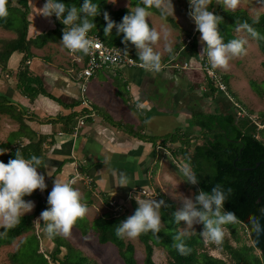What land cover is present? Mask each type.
Masks as SVG:
<instances>
[{
    "label": "crops",
    "instance_id": "0c3cea01",
    "mask_svg": "<svg viewBox=\"0 0 264 264\" xmlns=\"http://www.w3.org/2000/svg\"><path fill=\"white\" fill-rule=\"evenodd\" d=\"M44 3V0H27L26 40H34L54 29L53 15L44 17L40 14ZM177 14L172 15L177 28L170 27L173 37L171 32L168 37L172 52L166 51L164 39L151 46L161 53L162 66L177 56L175 62L179 65L189 63L190 69L165 67L160 72L128 67L102 69L93 73L81 93L76 73L84 62L82 53L70 52L63 46L62 37L52 36L41 46L29 47L30 57L25 59L23 67L27 76L37 78L42 90L58 100L56 102L43 95L30 100L22 94L16 75L23 53L14 51L1 63L0 144L5 143L14 149L36 137L42 139L44 162L48 165L39 171L45 175L47 184L43 192L37 189L42 200L48 197L55 180L74 181L73 187L83 193L88 205L85 217L91 224L106 213L131 207L133 198H139L143 191H153L150 189L152 186L165 196L160 179L162 176L170 179V176L165 171L163 155L177 158L171 152L179 144L167 142L162 146L157 140L150 143L139 136L162 137L176 132L193 138L199 130L190 125L192 112L224 114L232 108L231 102L224 100L221 93H208L206 80L196 70L197 57L201 59L204 56L205 62L210 63L205 52L207 45L201 41L200 35L195 34V27L191 30L184 27V14ZM160 28L158 30H163ZM1 31L7 40L16 37L15 30ZM191 35L197 57L190 43L185 45L183 42L185 38L191 39ZM139 51L134 48L136 61H140ZM213 70L222 73L218 69ZM81 100L93 110L94 115L77 126L78 116L85 112ZM71 114H74L72 118ZM110 121L129 127L132 134L122 127L113 126ZM200 139L202 137L198 135L196 141L199 143ZM158 167L161 168L159 172ZM121 173L130 179L126 187L118 186ZM109 202L113 203L115 211ZM39 217L35 218L36 221L43 223ZM40 229V243L51 254L55 245L45 228ZM84 236L87 237L88 233ZM52 237L66 240L71 247L82 250L81 246L74 245H79V242H75L71 235ZM80 243L83 244L82 241Z\"/></svg>",
    "mask_w": 264,
    "mask_h": 264
},
{
    "label": "trees",
    "instance_id": "16d2710c",
    "mask_svg": "<svg viewBox=\"0 0 264 264\" xmlns=\"http://www.w3.org/2000/svg\"><path fill=\"white\" fill-rule=\"evenodd\" d=\"M178 1L175 0L177 3ZM56 2L64 3L69 8L76 6L79 9L83 5L84 0H56ZM92 3L98 4L99 15L89 17L96 25L91 32L96 33L103 44L123 48L135 59V45L131 42H126L123 34L118 33L115 27L108 35H105L104 28L107 22L103 14L105 11L108 12L109 18L116 24H120L123 16L138 6L136 2L131 0L128 3V7L116 10L111 9L110 5L107 4V0H92ZM186 3L188 4L189 0H183L181 6H185ZM209 10L221 17L218 30L223 43L227 44L233 39H239L235 35V31L240 28V30L244 31L246 37L255 43L257 51L264 57V14L252 18L242 10L229 11L221 8V0H212ZM149 12L163 19L171 28H177L172 18L168 15H161L158 9L151 8ZM26 14L27 0H8V15L0 18V29L5 31L15 30L16 37L12 40H0V65L4 63L10 53L14 51L23 53L21 66L16 75L18 87L22 94L30 100L37 95H43L57 102L58 100L42 90L37 78L27 76V70L23 67V63L25 59L30 57L28 52L30 46H41L46 43L47 39L56 34L61 38L63 32L71 26L64 25L62 18L57 19L53 14L54 29L52 31L37 36L34 40H26ZM84 16V13H80L81 19L77 20L75 24H80ZM245 22L259 34L258 37H253L246 29L241 27ZM195 34L201 35L196 31V26ZM189 46H191L193 54L197 57L194 51L195 41H193V35H191ZM196 59L199 63H203L206 60L204 56L201 59L198 57ZM221 77L226 91L229 93L228 95L244 111V116L238 117L236 115L237 109L233 108V106L224 114L192 112L190 125L199 130L198 135L202 137L199 143L196 141L198 135L191 138L176 132L174 135L167 134L162 137H139L150 143H154L157 140L159 141L158 145L162 146L167 142H178L179 145L171 153L175 157L180 158L183 165L190 161L197 180V183L193 184L197 195L200 191L211 193L212 188L220 184L227 197L223 211L235 212L238 222L224 226V236L220 244L204 241L200 234L204 229V225L200 224L184 240L191 252L187 255H181L173 246L175 243L173 237L180 233L179 228L181 226V222L178 224L174 219L176 206L157 187H154V199L157 201L163 200L167 206L162 205L160 209L163 223L160 232L157 234L148 232L138 237L144 251L142 264H153V248H159L164 252L167 264H264V233L257 235L253 232L249 221L250 216L256 217L259 221V228L264 232V212L261 211V209H264V142L259 135L261 128H258L250 120V110L239 105L240 102L229 89L225 75H221ZM206 83L209 94L216 92L210 83ZM73 116L74 114H71L70 118ZM110 123L113 126L124 129V126L120 123L112 121ZM263 125L264 115L262 114L259 126ZM124 130L127 132L126 129ZM129 134H132V131ZM41 141L40 137H36V139L30 140L28 144L17 146L14 149L2 143L0 144V149L6 152L0 155V161L7 163L10 159H14L18 150L25 158L36 155L44 161L45 153L41 148ZM43 168L42 165L38 171H43ZM229 188L232 189L231 193L227 191ZM47 198L45 197L42 200L37 190L31 196H25L24 199L35 202L34 209L30 213L25 214L15 227L7 230L0 227V248L11 245L14 240L24 235L18 241L17 249L9 255L10 264H95L92 259L80 253H70L69 251L72 248L68 244L69 249L65 244L58 243L52 235L48 236L55 245L53 253L39 252L38 237L34 233V220L40 216L43 210L49 207ZM198 209L200 208L198 207ZM135 211L136 207H133V205L131 206V212L127 208H120L116 212L104 214L101 218L91 223L97 242L102 245L106 243L113 245L118 258L124 264H135L133 246L130 243H126L124 239L118 238L115 235V230L120 222L133 215ZM237 226L244 229L249 239L248 245L241 243V238L236 232ZM39 228H46L45 222H40ZM62 248L65 249L63 254L61 252ZM211 250H217L225 260L209 255ZM60 253L62 255L58 257Z\"/></svg>",
    "mask_w": 264,
    "mask_h": 264
},
{
    "label": "clouds",
    "instance_id": "9594fccd",
    "mask_svg": "<svg viewBox=\"0 0 264 264\" xmlns=\"http://www.w3.org/2000/svg\"><path fill=\"white\" fill-rule=\"evenodd\" d=\"M241 0H223V4L232 10L240 5ZM212 0H189L188 15L196 26V31L200 35L202 42L206 43L205 52L211 63L212 69L228 70L230 62L235 58L246 55L244 45L246 40L233 39L227 44L223 43L219 34L218 25L221 17L209 10ZM143 6H137L134 10L124 15L122 23L116 24L109 18L108 12H104V19L107 22L104 28L105 35H108L115 27L118 33H122L126 42H131L139 51V60L147 70L160 72L161 53L154 51L151 45H156L161 39L166 41V51L172 52L171 42L168 41L170 32L167 29L157 30L149 23V9L156 8L161 15L173 14L174 5L172 0H142ZM67 14L65 15V13ZM80 13L85 16L80 24H75L80 20ZM40 14L44 17H51L53 14L57 19L62 18V23L71 26L63 32L62 43L70 52H82L88 55L90 49L98 47L88 33L96 27L89 19L99 15L98 4L92 0H84L83 5L78 9L76 6L70 8L64 3L56 0H46L40 8ZM8 15V0H0V18ZM241 27L246 29L253 37H258V33L245 22ZM6 151L0 149V155ZM43 165H48L41 157L31 155L25 158L18 150L14 159L7 163L0 161V227L11 229L15 227L26 214L30 213L35 203L25 200V196H31L39 189L43 192L47 188L45 175L38 171ZM181 172L192 184H196V176L191 167L190 161L181 167ZM74 181L66 182L55 180L51 192L48 195L47 203L49 207L40 213L39 219L46 224L45 232L48 235H63L69 237L73 226L78 219H83L88 211V205L84 201L83 193L73 187ZM130 184V179L125 173L119 177V185L126 187ZM228 193L232 192L229 188ZM227 197L221 185L217 184L212 188L211 193L200 191L195 197V202L191 199L184 201L181 211L174 214L175 222H186L189 229L194 224L204 225L200 233L206 242L220 244L224 236V226L238 222L235 212H224V204ZM138 208L135 213L120 222L115 230V235L124 239L134 240L141 234L152 232L157 234L163 227L160 215L161 206L165 205L163 200L137 199ZM197 205L202 206L198 209ZM264 212V209H261ZM251 230L257 235L264 233L259 228V221L256 217L250 216ZM190 232L185 230L173 237L174 247L181 255H187L191 249L184 242Z\"/></svg>",
    "mask_w": 264,
    "mask_h": 264
},
{
    "label": "rangeland",
    "instance_id": "374dc122",
    "mask_svg": "<svg viewBox=\"0 0 264 264\" xmlns=\"http://www.w3.org/2000/svg\"><path fill=\"white\" fill-rule=\"evenodd\" d=\"M130 1L131 0H107V4L110 5L111 9L116 10L119 8L128 7V3ZM133 2H136V5L138 6H143L142 0H133ZM172 3L174 5V12L173 14H169V17H171L173 20L172 15H176L177 13L184 14L185 17L184 27H186L187 30H191L192 28H194L195 23L190 19L188 15L189 3L188 4L186 3L185 6L183 5L184 7H186L185 9L183 6H181L183 0L182 1L179 0L178 3L175 2V0H172ZM221 8H225L226 10L229 11L242 10L250 17L255 18L258 15L264 14V0H241L240 5L235 10L227 8L223 4V0H221ZM149 23L157 30L158 27H161L160 29H167L169 32H171V36L173 35L172 34L173 30L170 29L171 26L163 19L155 16L151 12H150ZM3 35H5V33L0 30V40H4L5 37ZM235 35L239 39H243L247 41L246 44L244 45L247 52L246 55H243L241 57L232 60L230 62V66L228 70L219 69V68L217 69L222 72L219 74L225 75L229 83L231 92H233V94L236 96L238 101L241 103V104L239 103V105L242 108L245 107L246 109L250 110L251 115L249 116V118L254 122V124H256L258 128H261L259 131V135L264 142V125L259 127L261 115L262 114L264 115V57L260 55V53L257 51L255 43L246 37L242 29L240 30V28H237L235 31ZM56 36L57 34L54 35L53 37L56 38ZM57 39H60L59 36H57ZM207 64L209 65L210 63L207 62ZM196 66L197 67L199 66L198 62L196 63ZM200 73L203 76V73L202 72ZM227 94L229 93L227 92ZM223 98L224 100H226L225 96ZM124 129H126L128 133L132 131L127 126H124ZM163 156H164L163 158L165 164V171L167 173V176L168 175L170 176L171 180L167 179V177L162 176L160 179L161 185L164 188V193L166 198L175 204L176 212H178L183 209L184 201L186 199H191L195 202L197 191L195 190L194 185L182 174L181 167L183 166V163L181 162L180 158L179 159L174 157L169 158L166 155ZM157 171L158 172L161 171V168L158 167ZM154 187L155 186H152V188L150 189H153ZM154 198L155 195L153 191L150 192L143 191L140 193L139 198H133V202L131 203L133 207H136L137 209L139 206L137 203V199H154ZM25 200L27 201V199ZM197 206L200 209L202 208V206L200 205ZM127 209L129 212H131V207H128ZM38 222L40 223V221H36L35 219L34 223H36V225L34 224L35 225L34 233L38 236L39 252H45L46 250L42 247L39 240V238H41L40 237L41 229L39 228ZM180 222H181V226L179 228L180 233L185 232V230L192 233L200 226V223H197L194 224L191 229H189L186 222L184 221H180ZM236 232L239 238H241V243L248 245L249 239L246 236L244 229L242 227L237 226ZM85 233L86 234L88 233L87 237L84 236ZM93 234H94V229L91 228V224L88 223L86 217H84L83 219H78L76 224L73 226L71 237L75 239L74 240L75 242L78 241L79 245L74 244L73 241L70 242L71 243L73 242L72 244H74L77 247L81 246L82 250L73 248L68 244L72 248L71 251L69 252L72 254L80 253L81 255L87 256L88 258L92 259L95 264H124L123 261L118 258L116 249L114 248L113 245H111L110 243H106L104 245L99 244L96 238H94ZM23 237L24 235L14 240L11 243V245L0 248V264H10L9 255L12 254L17 249V243ZM55 240L58 243L61 242L62 244H65L68 248L66 240H58V239ZM80 241H82L83 244H81ZM124 241L126 243H130L133 246V259L135 261V264H142V260L144 258V251H143V246L138 240V238L134 240H129L127 238H124ZM231 244L234 245L233 243ZM64 251L65 249L62 250V254L64 253ZM62 254L60 253L58 257H60ZM209 255L222 260L224 259V257L221 254H219L217 250L209 251ZM152 261L153 264H167V258L164 252L159 248H153Z\"/></svg>",
    "mask_w": 264,
    "mask_h": 264
},
{
    "label": "built area",
    "instance_id": "2783aa9c",
    "mask_svg": "<svg viewBox=\"0 0 264 264\" xmlns=\"http://www.w3.org/2000/svg\"><path fill=\"white\" fill-rule=\"evenodd\" d=\"M88 38L91 39L95 45H98V47H93L90 49L88 55H85L81 52L84 62L80 70L76 73V80L79 83V90L81 93L85 91L87 80L93 75V73L102 69L128 67L137 70L149 71L144 66H142L140 61H136L134 58H132L123 48L107 46L103 44L96 33L90 31L88 33ZM183 42L185 45H188L191 42V39H184ZM176 57L177 56H174L164 66H162V68L168 67L174 70H185L187 68H192L191 65L186 62H183L181 65L176 63ZM196 70L203 73L206 82L210 83L216 92L221 93L227 100L231 102L232 106L237 109L236 115L238 117L245 115L244 111L237 104H235L232 101V98L227 94L222 77L219 73L213 70L206 62L199 63V66ZM81 104L84 105L83 108L85 112L78 116L77 126H81L85 119L94 115L93 110L87 106L84 101L81 100ZM108 205L112 207L114 211L116 210L112 202H109Z\"/></svg>",
    "mask_w": 264,
    "mask_h": 264
}]
</instances>
